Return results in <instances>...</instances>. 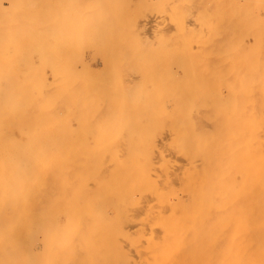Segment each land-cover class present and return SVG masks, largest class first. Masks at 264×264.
<instances>
[{
	"label": "bare ground",
	"instance_id": "bare-ground-1",
	"mask_svg": "<svg viewBox=\"0 0 264 264\" xmlns=\"http://www.w3.org/2000/svg\"><path fill=\"white\" fill-rule=\"evenodd\" d=\"M86 1L87 0H0V70L3 71L5 77L11 78L12 80L23 69L30 72L34 70L37 65L50 64L48 67L51 69L52 81L49 83L45 78L44 80L50 85L51 89H49L44 94H39V97H41V109L39 116L40 118H42V120H44L47 126L52 128L53 133H56L58 131L59 128H56L58 125H69V123L72 121H75L76 123L79 122V124L88 123L85 121L89 120L92 115L94 117L91 118V120L96 119L99 121L100 116L98 115L99 117H97L96 113H100V115L102 114L99 109H102L103 103H100V101H105L104 104L106 103V100H104L106 99L105 95H103L104 99L102 100L101 98V100L99 101V103L101 104L99 105V107H102L99 108L95 106V91H93L92 88L94 86V79L97 83H99L98 85H100L103 80L106 81L105 78H103L101 81L99 79V77H101L100 75L99 77L94 78L95 73L78 74L77 72H80L81 69H79L80 67L78 69L76 68L77 62H75L74 66L71 64V62H73L71 61V58L74 57L73 60L76 59L79 63H81L83 61L82 60L80 62L81 56L87 50L91 49L94 46L96 47V44L99 40L102 39L101 42H103V44L101 45L107 43L103 41L104 38H106V40L108 39L109 43H111V46L110 44L108 45L110 48L113 46L117 47L116 44L112 43H117L116 41L119 40H121L124 44L127 43L128 46L130 43H134L133 45L137 43V47L139 48L140 42L138 41L137 37H139V35L141 34L139 33L141 28L140 24H142L141 21H145V17L147 19V13L151 9L152 14L153 10L155 9H157L158 11L159 9L166 10L165 5L168 0H154L153 3L156 2L154 4L152 2H149V0H107L105 4L106 9L102 11V13L105 15V19L103 21H99L98 24L97 22H95V25H93L92 22H94V20H97L96 17L98 15H102V13H99L100 11H97L99 14L96 15L95 18L93 17L94 20L90 18L89 16H91L92 14H89L87 12L89 14L88 16L85 13L86 11L84 10V8H82V6H84V2ZM177 1L183 2V0ZM177 1H175V3L173 2L174 5H172V7L170 4V13H172L171 16L173 17L171 18H173V21H176L175 24H177V20L180 22H178L179 24H177L180 27L178 26L179 29L177 28L178 32L176 33V36L177 34H179V39H177V42H175L173 41L174 39L171 38L172 42H175V45L173 44L172 47V44L169 42V45L168 43L169 40L167 41V39L165 38V40L163 41L161 38L156 36V38L162 40L164 44L168 43L164 47L161 41V51L162 49H164L165 51L162 52L163 54L167 53L165 48L168 45L169 49L170 46L171 49L173 48V50H170L171 54L169 53L171 55V58L169 56V59L172 62V66H169L170 64L167 62V67H169L168 69L172 70L170 72L168 71V76H171L170 79H172V84L169 80L168 84H171L172 88L171 91H167L168 93L166 94L169 100L168 109H166L167 111H165L166 113L160 111L161 113L159 114V118V116L157 115L159 112H156V104L154 103L152 106V102L149 100V97L151 96L150 98H152L153 95H149L152 90L149 89L153 88L152 93L154 91H158L156 90L159 88L157 87L158 85H156V88L154 84L150 83L149 85H147L148 83L143 80L145 83H147L146 87H149L148 90L150 92L147 93V91L143 90L137 92V90H133L126 84V86H128V88L130 87L132 91L129 92L128 88V90H123L121 88V95H119V91L117 89L120 85H125V83H127L125 82V79H128V77L122 75L124 77V84L120 85H118V80H115V76L110 77L113 80H110L112 84L114 82L118 83L116 85L114 83V86L111 84V86H113L112 91H114V89V92L118 91L114 95L121 96V102L119 104L121 106L119 107L116 105L114 109L119 107L118 109L121 112L122 117L124 118H128L129 116H135L137 118L135 128H133V120H131V126L129 124V126L132 128H130L131 130L124 127L125 131L128 129L131 132V135L135 134L136 136L130 137L129 132H124L126 133L125 135L128 134V136L130 137L127 138L128 136H126L127 140L138 143L140 159L138 166L136 167V177L138 179L137 183L140 187L141 192L146 195L149 194L150 196H153L152 194H154V197L156 196L157 200L160 199L164 201L167 200V198L169 199L171 197L175 201L174 203L171 202L172 199L170 198L169 201L171 200V204H169L167 200L168 203L166 204H169L167 206H172L171 212H167L168 215H166V212H164L163 214L162 211H158L159 214L157 213V218H154L155 215L154 213H151L152 210H148L149 214L154 215V222L157 221V223L155 222V224H157L158 226H152V224H150V222L152 221H147L146 217H144L145 219L143 218V220H146L143 221L144 224L148 222V225H150L151 228L149 230L154 229V227H158L160 228V230L157 233L158 235H155L156 233L153 234V231H148V233L146 230L143 231L142 237H144L145 240L142 246L144 248V251L142 250V254L150 257L153 261H161L165 264H198L199 262L201 264H264V16H262L261 18V16L257 14L260 17L257 18L258 16H255V14H253V11H251V9L254 11L258 9V12L259 9L263 11L264 0H213L216 2V4H214L212 0H205L206 4L208 3V1L209 3L210 1H212L213 3L207 5L204 3L205 6H202V2L199 3L203 0H199L198 2H196L201 4V6H198L202 8H205L206 6L209 8L210 5V8H214V6L212 5H215V7L219 5L215 10L211 8L213 10V17H211L212 15H209V12L207 13V8H205L204 10L201 9L202 11L199 8V14L201 16H199L198 20L201 21L202 25L206 27L210 26V28L212 29L213 27H211V25L214 20L211 23V19L215 18L216 20V18H219L220 20L221 17L220 21H216L217 27L221 24V26L223 25V27L228 31L230 28V32L232 29H235V34H232V30L230 35H227V38L230 37V39H224L226 38L224 36L222 39L224 40L223 42H221V39L219 41L218 39L215 40L213 37H211L213 41L215 40L217 42H220V44L223 43V48H221L220 46V48L216 49L215 47V50L217 51L218 49L223 50V88L220 87V85L219 88L217 87L218 89L221 88L223 91H220L217 88V91H214L218 82L221 83V80L218 81L217 84L214 83L215 86L213 88V84L211 83V89L207 87V83H209V81L207 83L205 82L206 87H203L205 84H202L204 81L203 77L204 79H206L204 74L207 73V71L203 72L202 70V73L199 74L201 71L198 70V68L201 69L204 66H202L201 63L200 64L202 67L200 65H197V61L199 59H194L195 57H193V55L195 54L191 53V42L194 43L192 40L193 32H191L192 29L186 28L184 26L185 18H188L189 14H187L186 12L187 9L184 11L182 7H178L179 5L176 4ZM188 1H190L189 3L193 2L192 0ZM93 3L94 2H92V4ZM98 3L99 5L101 4V2ZM98 3L96 5H98ZM254 4L258 7H255ZM96 5L93 6L94 9L92 10V12H94L97 7H102ZM182 5H184V3H181V6ZM102 9L104 8L102 7ZM89 12L92 13L91 11ZM188 13L190 12L188 11ZM254 17H256V19ZM207 18L210 20H207ZM242 18H244V20ZM183 19L184 21H182ZM208 32L210 33L209 30ZM218 33L220 32L217 31L216 34ZM225 33L224 35H226ZM212 35L214 36V34ZM163 36L161 35L160 37ZM209 36L210 34L207 37ZM247 36H251L252 43L254 41L253 44L256 46L255 48L254 46H252L253 44L250 45L251 43H248L249 45L245 44L246 41H244V39ZM197 37L198 35L195 38ZM142 39L143 41L145 39L146 42V38ZM110 40H113L114 42H111ZM145 44H147V42ZM212 44L214 45L213 42ZM158 45H160V43L155 47H157ZM201 45L202 46L198 47V50L206 44ZM245 45H247L248 48H246ZM104 46L105 48H103ZM104 46H99V48L97 49L101 50L100 47H102L103 52L105 49V51L107 52L110 51L108 52L110 54L113 52L112 49H115V47H113L112 49H106V45ZM118 46L119 47L117 48H119L118 50H120V52L125 47V45H123L121 46V49L120 44ZM249 46L254 49L252 50L250 48L249 50ZM142 48L144 49V47ZM146 48H148V46ZM94 49L95 48H93V50ZM125 50H123L122 52H124ZM130 51L133 55L139 57L138 54H134V50L133 52L132 50ZM120 52L117 51V54L116 52L113 53L116 55H118L119 53V56H125V53L121 54L122 52ZM145 52L146 51H144V53ZM155 52L154 55L151 56V60H149V57L148 59H146L145 56V61L149 60L157 64L156 59L159 55V52H157L158 54ZM211 52L215 53L213 52V50ZM131 53L130 55L132 56ZM150 53L152 54V52ZM127 54L125 57H130L127 56ZM151 54H149V56ZM156 54L157 56L155 57ZM207 55L209 56L210 54ZM97 56H99L98 53ZM103 56L104 55H102V57ZM112 56L113 54L107 57L108 59L109 57H111V59L109 60H112ZM166 56L161 55V57L164 58H166ZM215 56L217 57L219 55ZM138 57H136L135 60L133 59V57L129 59H133L134 61H136ZM123 58L124 57L121 58L122 61L124 60ZM205 58H207L206 55ZM108 59L105 60L108 61ZM166 59V61L169 60L168 57ZM162 60L160 61L162 62ZM84 61L86 62V60ZM131 61L129 60V63L125 61L126 64L129 65V67L130 64L132 65L133 63H130ZM145 61L143 60V62ZM149 61L146 62L147 67H153L154 65H151V62L149 64ZM161 62H159L158 64L160 65ZM167 63H165L164 65H166ZM158 64L157 66H159ZM135 65L132 66L135 67ZM216 65H218V63ZM143 66L146 67V65ZM155 66L154 68H157ZM133 67L129 69V72H131V69ZM148 68H146L147 72ZM164 68L165 67L163 66L161 70L167 71V69ZM75 69H77L78 71ZM144 70L142 69L143 72ZM161 70H157V73L162 72ZM179 70H181L182 74L179 73ZM207 70L209 71V67ZM212 70L213 69L210 70V73ZM151 71L153 75L156 69L155 71ZM213 72L214 71H212V74L214 75ZM198 74L202 77H200ZM216 74H219L220 77L218 75L217 76L221 78L219 69L218 72L215 69V76ZM163 75L159 74V77ZM211 76L212 75H210V77ZM159 77H157V79ZM214 78H212V80ZM208 79L209 78H207V80ZM138 80L134 79L133 81L131 80L132 83L130 81L129 82L130 84H133L135 81V83H137ZM147 80L148 79H146V81ZM160 80L162 81V77H160ZM212 80H210V82L217 81L216 78L215 81ZM163 81L165 84V80ZM108 82L109 79H107L106 83H102V90L99 92V96L103 94V89H107L106 91L108 93L110 92L111 87L108 88V86H105ZM151 84L153 85V87H150ZM108 85L110 86V82L108 83ZM137 85L139 87L138 83ZM104 86L106 88H103ZM146 87L145 89H147ZM15 88L16 85L14 84V82L10 83L6 94L1 99L5 100L12 107L15 106V112L11 111V118L9 120L30 121L32 119L38 118L31 113V93L23 90L21 92L12 94L11 92L13 91L21 90H16ZM165 88L169 89L168 86H165ZM201 88H209V92H206L207 90H204L207 94L209 93L206 97L207 100L206 98H203V89ZM225 89L226 91L224 92ZM210 91L215 93H213L214 95L212 94L213 97L215 96L214 99L213 97L211 99H213L212 101L218 106V108H216L214 107V105H209L211 106V108L216 109V111L213 110L215 112H211L213 117L217 115L214 118L216 121V131L214 133V126H211L212 123L208 126H211V129L213 127V131H209L210 128L206 125L208 122H206V124L205 122H202L205 126H201V128L205 129V132H212L211 134H206L201 131L202 129L200 130V125L198 124L196 119H194L193 111L200 105H205L207 101H209L211 97ZM96 93L98 94V91H96ZM104 93L107 94L106 92ZM159 93H155L153 95V99H155L156 97L155 100H160V97L162 98V96H160L161 94L158 95ZM15 94L20 95H17L14 100ZM107 96V98H109V94H107ZM204 96H206V94ZM99 99L100 97L98 98V100ZM109 99L112 100L113 96ZM163 99L165 100V98ZM116 100H118L117 97ZM148 100L150 103L147 102ZM18 102L21 103L20 107H17ZM115 102V104L119 103H117V101ZM110 103L113 102L109 101V104ZM150 104L151 108H153L152 110H150ZM229 104H231V106ZM62 105L65 107V114L61 116L60 110ZM113 106L114 104H112L110 108H112ZM205 108H208L207 110H209V107ZM205 108L204 111H207ZM103 110L106 111V109H102L101 111ZM117 112L118 111H116V113ZM105 113L104 115L102 114V117L105 116V118L107 119ZM109 113L111 114L112 112ZM214 113L216 114L214 115ZM110 114H108V117ZM147 114L149 116H147ZM111 116L109 118L113 120L114 116L113 118H111ZM146 116L150 118H152L151 116H153L152 119L156 117L157 121L154 119L156 123L153 124L150 122L151 124L148 123L149 126L146 124V120V123H143L141 120L143 118L148 119ZM122 117H120L121 119L119 118V120L125 126L126 122ZM1 118L2 117H0V119ZM158 118L160 121L162 120L161 122L159 121L160 124L164 123V125L166 124V126H170V129H167L166 126V129L164 128V131H171H169L171 134L168 133L171 137V139L170 137H168V139H170L169 145L174 149L175 152L177 151V154L179 153L184 157L186 156L188 158L187 160V158L185 157L186 160L190 162H188V165H190V167L187 166V168L183 171L181 177H178L180 178V180H178L179 184L177 182V184L179 185L177 186L180 187V191L182 190V194L187 197L190 204L182 201L177 191H175V187L170 184L171 180L168 175L169 162L163 157H161L160 159V172L163 174V181L165 185L163 187L160 186V182L157 179L156 173L158 172V169L156 167L154 153L157 150L158 141L155 138H158L164 133H167L164 131V133H160V131H153L157 127L162 131L163 128L161 127H164L163 124L161 126L157 123ZM152 119L149 121H152ZM96 120L94 121V124H98L101 120L104 122L105 119L101 118L99 122H96ZM129 122L130 120L127 122V124ZM139 124H143V128L142 126L140 127ZM145 125H147L149 131L147 130ZM126 126L128 127V125ZM136 126L141 129L139 130V128H137ZM152 126L155 128H150ZM138 131H141L139 135L137 134ZM145 132L149 133L146 134ZM153 133L158 137H153ZM159 139L160 138H158V140ZM198 157H201L202 160L200 161ZM193 161H195V163L200 161L199 164L201 165L202 163V165L199 167V165H195ZM204 161L205 164H203Z\"/></svg>",
	"mask_w": 264,
	"mask_h": 264
},
{
	"label": "rangeland",
	"instance_id": "rangeland-1",
	"mask_svg": "<svg viewBox=\"0 0 264 264\" xmlns=\"http://www.w3.org/2000/svg\"><path fill=\"white\" fill-rule=\"evenodd\" d=\"M153 1L154 0L152 1L149 0V2L152 3ZM170 1L171 0H168L166 2L165 5L166 10L164 9L165 12L163 9H159V11L155 9L153 10V14H152L151 13L152 9H151L149 10L150 13L148 11L149 15L146 12L147 19L145 17V21H141L142 24L140 25L142 29L140 28L139 31V33L141 34L139 35V37H137V39L140 42L139 48L144 47L145 50L143 48L139 49L137 47V43H135V45H133L134 43H130L128 46L127 43L124 44L121 40L116 41L117 43H115L113 40H110L111 42H114L112 44H116L117 47H119L118 46L119 44H120V48L121 46L125 45L123 49L121 48L122 49L121 52L125 49L127 51L125 50L124 52L121 53L120 50H118L119 48L113 45L112 46L115 47L116 50L113 47L110 48L108 45L110 44L111 46V43H109L108 39L106 40V38H104L103 41L108 43V44L104 43V45H106V49L113 48L114 50L112 49V51L116 52V54L117 51H119L121 54L125 53V56L128 53L127 56L130 57L127 58L124 55L119 56V53L118 55H116L112 52L111 54H113L112 56L113 58L112 60H109L111 59V57H109L108 59L107 56H111V54L108 53L110 51L107 52L104 49L103 52L102 47L104 45H101L103 44V42H101L102 41L101 39L99 40L100 42L98 41L97 43L98 45L96 44V47L95 46L92 47L91 49L85 52L86 54L85 53L83 54L84 56L83 55L81 56L80 62L83 60L81 63H79L76 59L73 60L74 57L71 58V61H73L71 62V64L74 66L75 62H77L76 63L77 66L75 65L76 68L78 69L80 67L79 69H81L80 72H77L78 74L95 73L94 78H97L100 75L102 77V78L99 77L101 81L103 78H105L106 81L107 79H109L110 86L108 85L109 82L105 86H108V88L111 87L110 92L108 93L106 91L107 89H103V91L109 94V98L113 96L112 100L107 98L108 96L104 92L99 96L100 94L99 92L102 90L101 88L103 85L102 83L103 82L106 83V81L103 80V82H101L100 85H98L99 83H97L96 80L94 79L93 80L94 86L92 87L93 91H95L94 92L95 93L94 98L96 100L95 106L99 107V105H101L100 103L104 104L105 101L101 102L100 100L101 98L103 100L104 99L103 95H105L106 99L104 100H106V103L104 105L102 104L103 107L100 106L99 108L102 107V109H106V111L105 110L101 111L102 109H99V111L103 115L106 112L105 114L107 119L105 118V116L102 117V114L100 115V113L97 114L95 112L97 117L100 116V119L101 118L105 119L104 122L102 120L100 121V119H99L100 122L95 119L96 122L99 123L94 124L95 120L94 119H92L94 121L91 120V118L94 117L92 115V117L90 116L91 118H89V120L85 121L88 123L79 124V122L76 123L75 121H72L69 123V125H63V124L58 125L56 127L59 128L58 131L56 133H53L52 128L47 126L44 120H42V118H40L39 116L41 109V97L39 96L41 94L46 93L49 89H51L50 85L44 80L45 78L49 83L52 81L51 69L48 67L50 64L37 65L36 68L30 72L28 70L23 69L12 80L11 78L5 77L3 71L0 70V95H1L0 100L6 94L7 89L9 88V84L14 82V84L16 85L15 89L16 90L21 89V90L13 91L11 93L14 94L16 92H21L23 90L28 93H31V113L35 115V117H38L30 121L28 120L10 121L9 120L11 118L10 113L11 111L15 112V106L12 107L5 100L0 101V117L7 118V119L5 118L0 119V264H33V263L34 264H165L164 262L161 261H153L150 257L146 256L145 254H142L143 253L142 250L144 251V248L142 246L145 240L144 237H142L143 231L146 230L147 233L148 231L149 232L153 231L154 232L153 234L156 233L155 235H158L157 233L160 230V228L158 227L156 228L154 227L156 231L154 229L149 230L151 228L150 225H148V222L144 224L143 221L150 220L152 221L150 222L152 226L153 225L158 226L157 224H155V222L157 223V221L154 222V218H157L156 216L159 214L158 211H162L163 214L164 212L166 213L171 212L172 206L170 205L169 207L167 205L171 204V202L174 203L175 201L173 198L170 197L172 201L170 200L171 201L170 202L169 201L170 198L169 199L167 198L169 204H166L168 203L167 200L162 201L159 199L160 200L159 201L157 200L156 196L154 197V194H152L153 196H150L149 194L146 195L141 192L140 187L137 183L138 179L136 177V167L138 166L140 159L138 143L127 140L126 136H128V134L127 135L125 134L128 132L130 134L131 132L128 129L126 130L127 131L126 132L124 129V127L129 129L131 128L130 127L131 126L130 123H132L131 120L134 121L133 128H135L137 118L135 116H129L128 118L122 117L121 112L119 111L118 108L121 106L119 105L121 102V98H120L121 96H119L121 95L120 94L122 91L121 88L123 90L129 89V92L132 91L131 90L132 88L133 90L134 89L137 90V92L143 90L149 93L150 92L149 90L151 89L153 90V88H150L148 90L149 87L146 86L152 83L154 84L155 87L156 85H158L157 87H159L158 89H156L158 91H154L156 94L162 92L158 94V95L161 94L160 96H162V98L160 97L161 101L159 99L155 100L156 97L155 99H153L154 98L153 95L155 93L154 92L152 93V90L150 92L151 94L149 93V95L153 94L152 98H150L151 96L149 97V100L152 102V106L154 103L156 104L155 105V107L157 108L156 112H159L157 115L159 116V114L161 113L160 111L164 113L165 111H167L166 109H168L169 100L166 94L169 91H171L172 88L171 85L172 79H170L171 76H168L169 75L168 71L170 72L172 70L168 69L169 67H167V65L169 63L170 64L169 66H172L171 65L172 62L169 59V56L171 58L170 50H173V48L171 49V46L170 49L168 48V46L171 43L173 47V44L175 45V42H177V39H179L178 38L179 34H177L176 36V33L178 32L177 28L179 29L180 27L179 25H177L180 22L177 20V24H175L176 21L175 22L173 21V18H171L173 17L171 16L172 13H170L171 12L170 4L172 7V5H174L175 1L177 0H173L171 2ZM192 1H191L192 3H189L190 1L188 0H183V2L177 1L176 4L179 5L178 6L179 8L182 7L184 11L187 9L186 12L187 14H189L188 18L187 17L185 18V25L184 24L183 25L186 28L192 29L191 32H193L192 40L194 43L191 42V47H192L191 53L195 54V55L192 54L193 57H195L194 59L197 60L199 59L198 61L195 60L198 63L197 65L201 66L202 64V66H204V67L201 66L203 69L198 68V70L201 71L199 74L202 73V70L203 72L207 71V73L205 74L203 73L206 79H204L203 77L204 81L202 84H204L205 82L207 83L209 81V83H207V87L211 89L210 86L212 84H213L212 85L213 88L215 86L214 83L217 84V82L221 80V83L218 82L217 84L218 86L216 85L214 89V91L215 90L217 91L219 85L220 87H222V76H223L222 66H223L224 57L222 58L223 50L221 49H218V51L215 50V47L216 49L220 48V46L221 48H223V43L220 44V42H217L215 40L218 39L220 41L221 39V42H223L224 40L222 39L224 36L226 37L224 39H230V37L227 38V35H230L232 30H233L232 34L234 35L235 29H232L230 32V28L228 31L226 28L223 27V25L221 26L219 22L218 23L220 24L221 27L220 26L218 27H220L221 29L218 28L216 26L217 25L216 21H220L221 17L220 20L219 18H216V20L215 18H213L210 21L212 23V21L214 20L211 27L213 28L215 27L214 28L215 30L213 28L211 29L210 26L206 27L202 25L201 21L198 20L199 16H201L199 14L200 10L201 9L204 10L205 8H207V13L209 12V15L210 16L212 15L211 17H213L214 15L212 14V12L219 5H217L216 7L215 5H212L214 6V8L211 7L213 10L210 8L211 5L210 6L208 5L209 8L211 9L210 10L207 6L205 8L200 7L201 4L199 3L201 2H202V6H205L204 5V3L206 4L205 0H203L204 2L200 1L199 3H196L199 0L197 1L192 0ZM212 1H210V3L208 1L207 4H211ZM92 2L94 3L92 4ZM95 2L97 3L101 2V4L99 5L98 3V5H96L97 3ZM106 2L107 0L105 1L87 0L86 2H84V6H82V8H84V10L86 11L85 13L88 16L89 14H92L89 17L94 20L96 15L102 13V11L106 9L105 8ZM213 2L214 4H216L215 1ZM181 3H184V5L181 6ZM95 5L102 6L104 9H102V7H99L100 8L99 10V8L97 7L94 13L92 12V10L94 9L93 6ZM183 6L186 7L184 8ZM254 6L258 7L255 4ZM256 10L254 11L251 9V11H253V14H255V16L259 14V16H261L262 18V16H264L263 14L264 10L262 11L261 9H259V12L258 9ZM89 11H91L92 13H90ZM97 11L100 12L98 13ZM188 11L190 13H188ZM259 16L257 18H260ZM99 17L101 20L99 19ZM96 18L97 20H94V22H92L93 25L96 24L95 22H97L98 24L99 21H103L105 19V15L102 13V15L100 16L98 15ZM254 18L256 19V17ZM242 19L244 20V18ZM207 20L210 19L207 18ZM182 21H184V19ZM208 30L210 31V33L208 32ZM211 30H213L214 33ZM223 30L227 33H225ZM217 31H219L220 33L216 34ZM208 33L210 34L209 37H207L209 35ZM211 33L214 34V36ZM224 33L226 35H224ZM161 35L162 36L165 35L166 37L165 36L160 37ZM197 35L198 37L195 38ZM156 36L161 38L163 41L165 40V38L167 39V41L169 40L168 43L169 42L170 43L166 47L167 49L165 48L167 53L165 54L162 53L164 51V49H162L161 51L162 40L158 38L159 39L158 41ZM140 37L146 38V42L147 44L148 43L149 44L148 45L145 44L146 43L145 39L143 41V39ZM211 37H213L215 40L213 41ZM247 37L244 39V41H246L245 44L251 43L250 45H252L254 41L252 43L251 36H249L248 38ZM171 38L174 39L173 40L175 41L174 43L172 42ZM199 38H203V39H199ZM209 38H211L212 40ZM147 39L149 40V42ZM212 42L214 43V45L212 44ZM159 43L160 45L158 46L160 47V49L158 46L155 47ZM200 43L203 45L209 44L213 48L209 45L208 46L205 45L198 50V47L202 46ZM131 44L133 45V47ZM166 44L163 43L164 47ZM146 45L148 46V48H146L147 47ZM99 46H102L100 47L101 50L97 49L99 48ZM245 46L246 48H248L247 45ZM252 46H254V48L256 47L254 44ZM93 48L95 49L93 50ZM103 48H105V46ZM136 48L139 50H137ZM250 48L251 46H249V50ZM130 50H132V52L134 50L135 51L134 54L135 53L138 54L140 58L136 55H133ZM212 50L216 54L212 53L211 52ZM144 51H146L145 53L147 54H145ZM153 51L155 53L159 52L158 55L159 57L157 56L158 53L155 55V57L157 56L156 59L157 64L161 62L160 60L162 59L166 61L167 57L169 60L166 62L162 60L160 65L158 64L159 66H157L156 63L149 61L152 58L151 56L154 55ZM129 52L132 54V56L130 55ZM150 52H152V54ZM206 52L207 54L210 55L208 56ZM97 53L99 56H97ZM160 53L162 56L167 55L166 58L161 57ZM149 54L151 55L149 56ZM211 54L214 56H212ZM102 55L104 56L102 57ZM205 55L207 58H205ZM215 55H219V56L216 57ZM145 56L146 59H148V57L150 59L145 61ZM122 57H124L123 59L128 63L129 60L130 61L132 60L130 63L133 62L134 63V64L132 63L133 66L135 65V63L136 65L137 64L139 65L137 66L135 65V67H133L130 64L129 67V65L126 64L124 60L123 61L121 60ZM132 57L134 60L136 59V57H138V59L136 61H134L133 59H129ZM158 58H159V62H158ZM105 59L106 60L108 59V61H106ZM84 60H86V62ZM143 60L145 62H143ZM204 60L206 63L204 62ZM147 61H149V64L151 62V65L152 64L154 66L156 65L155 67L159 68L160 70L164 66L165 67L164 69H167V71L164 70L165 71L164 72L161 70L162 72L157 73V70L159 71V69L154 68V66L150 67L149 65L148 68L146 63ZM216 62L218 63V65H216L217 64ZM165 63L167 64L164 65ZM207 64H209L210 66ZM143 65H146V67ZM131 67L133 68L131 69V72H129V69ZM139 67L141 68V70ZM208 67H209V71L207 70ZM146 68H148V72L146 71L147 70ZM210 68L213 69L212 71H214L213 72L214 75L212 74V71L210 73L211 70ZM142 69L143 70L145 69L144 70L145 74L142 71ZM215 69L217 70V72L218 69L220 70L221 78H219L220 77L219 74H216L215 76ZM151 70L155 71L153 75L151 73L152 72ZM179 73L182 74L181 70H179ZM159 74L161 75L165 74L163 76H160L162 77V81L165 80V84L164 81L162 82L160 80ZM120 75L128 77V79H125L126 80L125 82H127L125 83V85H120V84H124L123 83L124 77L123 76L121 77ZM210 75L212 76L210 77ZM113 76H115V80L117 79L118 81L117 80L116 81L119 83L118 84L117 82H114L115 85L116 84L120 85L117 89L119 92L116 91L119 94L117 96L114 95L116 93L114 92L115 89L114 91H112L113 90L112 87L114 86L113 85L114 83L113 84L111 83V81L113 80L110 77ZM199 76L202 77L201 75ZM214 76L217 79V81L210 82V80H212ZM157 77H159L158 78L159 80L157 79ZM132 78L137 80L139 79L141 81V83L139 80L137 81L139 87L137 83H135L136 81L133 84H130V82L132 83V81L134 80ZM207 78L209 79L207 80ZM215 78L213 79L214 81ZM146 79L148 80L146 81ZM143 80H145V82H147L148 84L145 83ZM168 80L170 81L171 84H168L169 83ZM206 83L204 84V86L203 85L202 86L206 87L205 86ZM111 84L113 86H111ZM126 84L131 88L130 87L128 88ZM140 84L142 85V87ZM151 85L150 87H153V85L152 86ZM105 86L103 88H106ZM124 86L126 87V89ZM165 86L166 87L168 86V88L170 86V88L167 89L165 88ZM145 87L147 89H145ZM209 88L207 89L201 88L203 89L202 90L203 98H206L207 95L209 94L206 93L209 92L208 90ZM204 90L207 91L205 92ZM218 90L223 91L221 88ZM96 91H98V94L96 93ZM212 91H210L211 97L209 95L210 102L207 101L205 105H200L197 109H194L193 115H194V119H196V121L200 125L199 126L200 130L202 129L201 126L202 127L205 126L204 123L202 122H205V124L206 122H208L206 125L208 126L212 123L211 126L212 125L214 126V133H215L216 121L214 118L217 115H215L216 113H214L215 116L213 117L212 113L215 112L216 109L211 108V106L214 105V107L216 108H218V106L216 103L212 101L215 97L212 96V94L214 93ZM225 91L226 89L224 90V92ZM205 94L206 96H204ZM17 95L20 94H15L14 100ZM99 97L100 99L98 100ZM116 97L118 100H116ZM212 97L213 99H211ZM163 98H165V100ZM108 100L110 102L112 101L113 103H110L111 104L110 105ZM149 100L147 102H149ZM115 101L119 103L115 104L116 103ZM112 104H114V106L110 108ZM210 104L211 106H209ZM231 104L229 105L231 106ZM20 105L21 103L18 102L17 107H20ZM116 105L119 107L114 109ZM149 106H150V110H152L153 108H151V104ZM205 107H209V110H207L208 108L206 109ZM204 108L207 111H204ZM116 111L118 112L116 113ZM60 112H61L60 114L61 116L65 114V107L63 105L61 106ZM109 112H112L114 114L112 113L110 114ZM107 113L110 114L109 117L112 115L111 118H113L114 116L113 120L108 117ZM147 116L149 115L147 114ZM120 117L124 119L128 127L126 125L124 126V124L119 120ZM151 117L153 118V116ZM147 118L148 119L143 118L141 121L143 123H146L147 121L146 124L148 126L151 123L153 124L156 123L155 120L157 121L156 117H154L155 120L150 117ZM159 118L157 122L158 124H160V122L162 121V120L160 121ZM126 119L128 121L130 120L128 124H127L128 121ZM151 119L154 122L149 121ZM162 124L164 125V123H161L160 125L162 126ZM142 125L139 124L140 127ZM147 125H145L146 128ZM153 126L150 128H155ZM165 126L166 124L164 125V127L163 126L161 127L163 128L162 131L161 129L159 130L158 127L152 130L160 131V133H162L166 128L170 129L169 125H167L168 127L166 126V128ZM140 129L141 128H139V130ZM141 131H138L137 134L139 135ZM169 131L170 130L164 131L167 133L163 132L164 134L162 136H160L159 134L160 137H158L154 133L152 134L153 137L157 136L158 138H160L159 140L158 138H155L158 141V147L156 152L154 153L156 167L158 169V172L156 173L157 179L160 182V186L163 187L165 183L163 181V174L160 172L161 170L160 159L161 157H163L169 162L168 175L171 180L170 184L173 187H175V191H177V193L179 194L180 199L186 203H189L187 197L184 194H182L181 192L182 190L180 191V187H178L179 186L178 180H180V178L178 177H181L183 171L187 168V166L190 167V165H188L189 161H187L188 158L186 156L185 157L187 158V160L184 156H182V154L181 155L179 153L177 154L176 153L177 151L175 152L174 149L169 145L171 139L170 135L168 134L171 131L170 132ZM201 131L206 134L212 133V132L209 133L205 132V129H202ZM209 131H213V127L212 129L210 128ZM134 136L136 135L130 134V137H134ZM130 137L128 136L127 138ZM168 137H170V139H168ZM198 158L200 159V161L202 160L201 157ZM200 161L196 163L195 161L193 162L195 163V165L198 164L200 167L202 165V163L201 165L199 164ZM203 164H205V161ZM160 203H162L163 205ZM148 210L151 211V213H154L155 216L153 214H149ZM166 215H168V213ZM144 217H146V220H143ZM198 264L201 263L199 262Z\"/></svg>",
	"mask_w": 264,
	"mask_h": 264
}]
</instances>
